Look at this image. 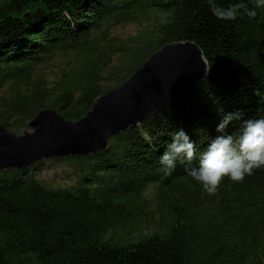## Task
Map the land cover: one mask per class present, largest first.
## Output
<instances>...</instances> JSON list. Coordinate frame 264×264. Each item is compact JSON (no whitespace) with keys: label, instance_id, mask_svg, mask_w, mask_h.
Returning a JSON list of instances; mask_svg holds the SVG:
<instances>
[{"label":"trees","instance_id":"16d2710c","mask_svg":"<svg viewBox=\"0 0 264 264\" xmlns=\"http://www.w3.org/2000/svg\"><path fill=\"white\" fill-rule=\"evenodd\" d=\"M256 11L255 19L225 21L207 0L1 1L0 95L12 91L11 102L0 97V124L7 129L21 133L45 110L78 123L113 90L101 87L113 45L100 51L112 23L153 27L135 66L119 70L116 88L174 44L196 45L208 70L169 108L162 111L170 101L162 99L144 123L111 137L104 152L0 171V264H264V168L241 182L225 177L209 195L186 174V163L177 161L170 175L159 163L180 129L198 157L218 135L224 113H241L229 134L243 120L264 118V8ZM121 47L117 52H131ZM70 55L74 66L54 90L34 80L37 68ZM178 80L177 88L187 85ZM51 162L68 164L70 186L40 179Z\"/></svg>","mask_w":264,"mask_h":264},{"label":"water","instance_id":"95a60500","mask_svg":"<svg viewBox=\"0 0 264 264\" xmlns=\"http://www.w3.org/2000/svg\"><path fill=\"white\" fill-rule=\"evenodd\" d=\"M207 70V63L196 45H169L152 55L121 87L99 97L78 123L45 110L28 125L31 132L23 130L20 136L0 124V171L104 152L111 137L144 123L142 119L148 116L150 108L160 106L162 99L170 100L162 111L169 108L177 96L206 78ZM178 78L191 81L176 93L178 84L172 82ZM169 81L173 86L167 88Z\"/></svg>","mask_w":264,"mask_h":264},{"label":"clouds","instance_id":"9594fccd","mask_svg":"<svg viewBox=\"0 0 264 264\" xmlns=\"http://www.w3.org/2000/svg\"><path fill=\"white\" fill-rule=\"evenodd\" d=\"M210 11L220 20L234 21L246 15L250 19L257 16L256 9L264 8V0H234L227 6H220L216 0H207ZM249 4L252 7H249ZM241 119L239 111L224 113L216 132L207 148L197 157L195 143L187 133L180 129L172 133V142L161 155V171L170 175L177 161L187 164L186 174L200 183L209 195H215L224 178L241 182L245 176H251L256 169L264 168V118L243 120L235 133H226L233 121ZM198 159V166L192 162Z\"/></svg>","mask_w":264,"mask_h":264},{"label":"rangeland","instance_id":"374dc122","mask_svg":"<svg viewBox=\"0 0 264 264\" xmlns=\"http://www.w3.org/2000/svg\"><path fill=\"white\" fill-rule=\"evenodd\" d=\"M3 0H0V2ZM152 23L150 21H143L142 23L138 22H123L119 21L115 24L109 25L107 27V32L105 36V43L100 44V51L107 54L108 45H113V48L108 50L109 64L105 69L103 74V80L101 82V87L105 90L116 89V80L120 79L122 75L120 74V69L132 68L137 63L134 58L139 55L140 48L142 43H148L149 32L152 29ZM100 36H98L99 38ZM143 39V41L138 44V41ZM121 46H126L131 49L130 53L117 52V49L122 48ZM107 59V56L105 58ZM136 59V58H135ZM76 61V56H67L59 58L52 64L48 66H43L37 68L34 75V80L39 83L42 87L48 91H52L56 86L61 82L63 76L66 75L74 62ZM111 75H113L111 77ZM118 81V80H117ZM189 84V81L186 83ZM187 85H183L179 90L181 91ZM21 92L25 91V87L19 89ZM12 91L11 88H6L2 91L0 97L2 101L11 102ZM16 117L9 119L10 124L16 125ZM12 129H8L13 134L20 136L21 133L17 132L15 126ZM26 131L31 132L28 127ZM71 168L68 164H58V163H48L46 165V170L40 174V179L43 181L52 184L57 187H68L70 186V172ZM154 189H150L146 193V197L151 200L153 199Z\"/></svg>","mask_w":264,"mask_h":264}]
</instances>
